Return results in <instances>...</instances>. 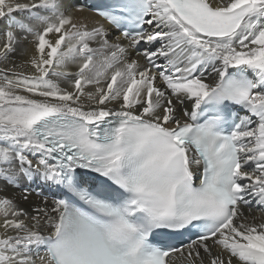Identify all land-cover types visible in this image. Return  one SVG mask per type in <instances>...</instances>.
<instances>
[{
  "label": "snow or ice",
  "instance_id": "obj_1",
  "mask_svg": "<svg viewBox=\"0 0 264 264\" xmlns=\"http://www.w3.org/2000/svg\"><path fill=\"white\" fill-rule=\"evenodd\" d=\"M0 264H264V0H0Z\"/></svg>",
  "mask_w": 264,
  "mask_h": 264
},
{
  "label": "bare ground",
  "instance_id": "obj_2",
  "mask_svg": "<svg viewBox=\"0 0 264 264\" xmlns=\"http://www.w3.org/2000/svg\"><path fill=\"white\" fill-rule=\"evenodd\" d=\"M67 2H68V4H69L70 7L71 6H77V7H79V6H86V5H91L92 4L91 3L92 0H67ZM83 15L84 16H87L88 13L85 12ZM17 59L19 61V58H17ZM23 207L28 208L29 205L25 204V205H23Z\"/></svg>",
  "mask_w": 264,
  "mask_h": 264
}]
</instances>
